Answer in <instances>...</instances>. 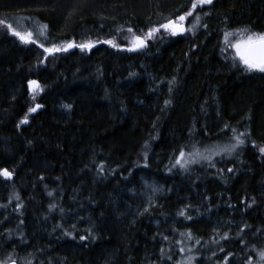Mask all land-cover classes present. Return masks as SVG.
Listing matches in <instances>:
<instances>
[{"label": "trees", "instance_id": "1", "mask_svg": "<svg viewBox=\"0 0 264 264\" xmlns=\"http://www.w3.org/2000/svg\"><path fill=\"white\" fill-rule=\"evenodd\" d=\"M147 1L0 0V170L12 173L0 176V262L264 264V73L224 39L264 33V0H213L185 21L194 30L161 28L128 51L129 27L143 36L193 2L156 12L164 0ZM89 40L90 50L39 47ZM242 133L234 152L177 166L183 150ZM141 175L171 191L139 214Z\"/></svg>", "mask_w": 264, "mask_h": 264}, {"label": "snow or ice", "instance_id": "2", "mask_svg": "<svg viewBox=\"0 0 264 264\" xmlns=\"http://www.w3.org/2000/svg\"><path fill=\"white\" fill-rule=\"evenodd\" d=\"M213 3V0H193L190 7L191 10L187 11L185 14L178 15L175 19H169L167 23L161 24L159 27H153L150 30H148L143 36L135 35L133 32V29L129 27L127 29L128 33H132V40L130 41L131 47H129L128 51H135L141 48H144L147 46V41L149 39H152L154 37L155 33H158L161 28L170 31L172 34H176L177 32H183L184 29V21L187 19V17H190L193 15V12L198 7H203L204 5H211ZM200 17L197 15L195 17V20L197 23L199 22ZM3 21H0V24H2ZM7 27L9 29H12V25L8 24ZM195 27V25H194ZM47 29V25H42L39 29V35L45 36V30ZM122 30V29H121ZM13 35H15L19 40H21L24 43H36V41L32 38L33 33L31 31H28L27 33H21L19 31H15L14 29ZM233 35H236L238 38L235 42H230L229 38ZM225 43L228 45V47L233 48L235 50V58H239V61L245 66V69L247 71H259L264 73V33H256V32H249L248 29L240 30L237 33H225ZM94 41H87L84 43L76 44L73 42H68L66 45L62 47H56L53 46L51 48H45L44 44L41 43L39 47L43 48L45 52L49 54H53L55 52H61V51H67L69 48L78 47L81 50L88 49L90 50L92 47L95 46ZM103 43L110 44L112 47H118V45L115 43V40H105ZM30 86L32 87V91L34 93L33 99H35V93L38 91H42V89L39 87V84L37 81H29ZM167 103V102H166ZM40 107L39 104H37L35 107L31 108L30 112H35ZM70 107V106H67ZM27 116H25L24 120L21 121V123H27ZM235 132V130H233ZM244 134L235 135L233 139L236 141L235 144L232 145H226L222 148L217 149H205V152H200L199 150L193 151L189 154V158H185V153L180 152L179 158L177 159L176 163L181 164L182 167H186L189 163H196L199 162V160H210L211 156L213 154L215 155H221L222 153H231L236 150V148L244 145L245 140L241 138ZM260 152L264 153V147L260 148ZM231 171V169H229ZM0 176H3L7 179L12 178V173L9 172L7 169L0 170ZM51 195V193H49ZM18 198V197H17ZM54 207V205L52 206ZM180 215H185L183 211H181ZM188 219H191V217H187ZM188 238L191 239V233H188ZM85 237H81V239H84ZM198 242V241H197ZM183 251V249H181ZM260 257L262 260H264V252L260 253ZM0 264H3V262H0ZM12 264H15V261L12 262Z\"/></svg>", "mask_w": 264, "mask_h": 264}, {"label": "rangeland", "instance_id": "3", "mask_svg": "<svg viewBox=\"0 0 264 264\" xmlns=\"http://www.w3.org/2000/svg\"><path fill=\"white\" fill-rule=\"evenodd\" d=\"M147 3H148V1L146 3H144L143 5L144 6L149 5V3L148 4ZM174 4L175 3L173 2V0H164L161 3L159 2L158 5H156L157 9L155 8L154 11L158 12L163 7H164V9H167V8L170 9ZM187 20H188V17L185 20L186 21V25H187ZM185 21H184V23H185ZM186 25H183L184 29H185L183 32H185L186 30H189V28H192V30L195 29L194 24H192V23H190L187 26V28H186ZM249 32H255V31H249ZM178 33H180V32H178ZM258 33H262V30H261V32L258 31ZM237 38L238 37L236 35H233V36H231L229 38V40L232 41V42H235L237 40ZM131 39H132V36H131ZM66 44L67 43L64 42L62 44H59V45L56 44V45H53V46L62 47L64 45H66ZM53 46H50L48 48H51ZM234 53H235V50H234ZM204 147L205 148L202 151H200V150L199 151L200 152H205V149H214L213 146H210V145L209 146L207 145V146H204ZM193 151H196V149L195 148H191L190 151H188V149H187V150H183L182 152L185 153V158L188 159L189 158V154L192 153ZM220 156L221 155H219V157ZM217 157H218V155L213 154L211 156L210 160H199V162H196V163H189L187 165V167H191L193 164H200V163H203L201 165H207V163H211L212 161L214 162L215 159H217ZM177 166L178 167H182L181 164H177ZM200 173H202V171ZM141 176L143 177V178L141 177L142 183H143V188L141 190H139V192H137V194H140V195H142L144 197V199H145V201H144L145 203L144 204L145 205L143 206V204H142L140 208L138 206H137V208H135V210H134L135 213L137 212L139 214H141L144 210H146L147 207L155 205L157 203V200H156L157 196H159L161 194L169 193L171 191V186L166 184V183H164L163 181H158L156 179H151V178L147 177L146 175H141ZM238 217H239V215H238ZM229 220L233 221V218H230ZM215 224H217V222ZM43 256L44 255H38L36 257L38 259V261H34V259L24 258L22 260L21 264H33V263L36 264V262H38L39 264H63V259L49 258V257L48 258H44ZM187 258L188 259H186V260H181V262H179V264H198L199 263V261L196 260L193 256H191V257L189 256ZM6 262H7V260H5L3 262V264H5ZM203 264H210V263H209L208 259H206V262L204 261Z\"/></svg>", "mask_w": 264, "mask_h": 264}, {"label": "water", "instance_id": "4", "mask_svg": "<svg viewBox=\"0 0 264 264\" xmlns=\"http://www.w3.org/2000/svg\"><path fill=\"white\" fill-rule=\"evenodd\" d=\"M13 261H15V260L8 261L6 264H12ZM15 264H17V261H15Z\"/></svg>", "mask_w": 264, "mask_h": 264}, {"label": "bare ground", "instance_id": "5", "mask_svg": "<svg viewBox=\"0 0 264 264\" xmlns=\"http://www.w3.org/2000/svg\"><path fill=\"white\" fill-rule=\"evenodd\" d=\"M12 261V260H11Z\"/></svg>", "mask_w": 264, "mask_h": 264}]
</instances>
